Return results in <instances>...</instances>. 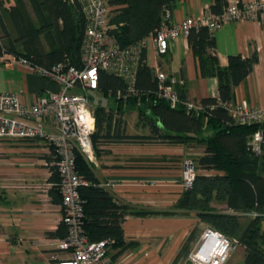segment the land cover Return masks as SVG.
Wrapping results in <instances>:
<instances>
[{"label":"trees","instance_id":"obj_1","mask_svg":"<svg viewBox=\"0 0 264 264\" xmlns=\"http://www.w3.org/2000/svg\"><path fill=\"white\" fill-rule=\"evenodd\" d=\"M8 9L0 0V58H23L29 63L50 67L65 62L80 67L85 19L79 3L69 0H13ZM177 0H108L110 16L107 36L126 48L148 37L159 27L163 16L176 6ZM225 0H214L210 14H221ZM188 47L198 63L200 76L218 80L217 95L200 100L202 110L188 112L172 109L158 97L153 70L147 66L146 49L140 51L135 73L134 95L118 76L99 71L97 92L103 97L121 95L115 108H96L95 131L91 137L94 153L118 144H194L204 151L192 161L195 169L213 171L212 175L196 174L174 209L196 214L210 230L237 241L244 248L245 264H264V155L255 157L247 145L259 125H242L225 110L233 89L250 73L257 61L233 55L228 66H219L212 32L207 27L192 28L187 35ZM165 55H162L163 57ZM180 98L186 100L178 89ZM124 96L127 101H124ZM123 102L135 105L138 125L147 135H128L122 122ZM209 134L205 135V133ZM75 168L86 184L79 189L83 206V230L90 242L108 241L110 248L123 245L122 223L127 215L153 214L130 210L101 187L93 167L76 155ZM50 182L59 194L54 167H49ZM221 206V207H219ZM219 208V209H218ZM155 214V213H154ZM66 235L60 222L47 237L61 240Z\"/></svg>","mask_w":264,"mask_h":264},{"label":"crops","instance_id":"obj_2","mask_svg":"<svg viewBox=\"0 0 264 264\" xmlns=\"http://www.w3.org/2000/svg\"><path fill=\"white\" fill-rule=\"evenodd\" d=\"M1 1L6 9L14 5L13 0ZM213 3L214 0H177L170 20L199 18L209 12ZM212 34L221 68L228 66L229 56L257 55L248 76L233 89L230 102L246 101L252 107L264 108V16L254 22L225 24ZM145 63L150 68L159 66L182 81L187 101L199 103L217 95V78L200 76L197 60L183 36L169 43L163 57L157 55L154 42L149 40ZM13 65V85L9 83L0 93H19L16 95L20 100L30 105L42 94L58 92L55 84ZM105 149L109 152L100 154L94 167L101 187L130 210L153 213L125 216L123 245L109 249V264H186L188 255L210 227L196 214L174 209V205L185 191L181 184L182 165L190 156H202L203 147L154 143L118 144ZM50 161L40 140L0 142V264H52L53 254L67 257L57 250L59 240L47 237L58 229L62 213L61 198L50 182ZM196 173L214 174L203 169H196ZM227 264H245L242 246L230 253Z\"/></svg>","mask_w":264,"mask_h":264},{"label":"built area","instance_id":"obj_3","mask_svg":"<svg viewBox=\"0 0 264 264\" xmlns=\"http://www.w3.org/2000/svg\"><path fill=\"white\" fill-rule=\"evenodd\" d=\"M79 3L85 19L80 67L65 62L50 67L29 63L23 58H12L22 70L55 84L58 92L40 95L28 105L13 92L0 93V142L3 140H40L51 156L49 167H54L58 176V191L62 213L60 222L66 235L59 240L57 250L67 254L60 258L53 254L52 264H109L108 241L90 242L83 230V206L79 189L86 182L75 168L76 155H80L93 168L97 166L91 137L95 131V117L89 108L88 93L98 88L99 71L118 76L128 86L129 95H134L135 73L140 60V51L152 40L158 56L166 55L168 45L180 36L187 38L192 28L207 27L210 32L234 22L257 21L264 16V0L247 3H228L221 14L210 11L199 18H185L171 22L167 11L161 24L148 37L126 48L108 43V0H69ZM154 72L159 98L172 109L183 108L188 112L202 110L199 103L180 98L178 89L184 84L173 74L159 66ZM121 97L119 93L116 94ZM126 99V96L123 97ZM227 113L239 124L259 125L249 138L248 147L255 157L264 155V108L250 106L246 101L228 102ZM194 163L186 160L182 165L181 184L184 190L192 186L196 176ZM235 240L207 230L198 246L188 255L186 264H227L230 253L237 247Z\"/></svg>","mask_w":264,"mask_h":264},{"label":"rangeland","instance_id":"obj_4","mask_svg":"<svg viewBox=\"0 0 264 264\" xmlns=\"http://www.w3.org/2000/svg\"><path fill=\"white\" fill-rule=\"evenodd\" d=\"M110 39V38H109ZM110 40H108V43H111ZM14 58V57H12ZM12 58H7V59H2L0 60V92L4 91L8 84L10 83L11 85H13V81H14V77H13V71H15L14 68H11L10 65H13V59ZM15 65V64H14ZM13 65V67H14ZM2 67H6L4 69H2ZM19 94V93H16ZM89 96V108L91 110V112L94 115V112L96 110V108L99 106H103L105 107L107 110H109L110 108H115V104L118 101V97L117 96H113V97H108L105 98L103 97L102 94H100L99 92L95 91L92 93H88ZM129 98L124 99V101H127ZM124 111H125V115H123L122 118V122H124L125 124V132L128 135H140L141 133H148V130H145L142 128L141 125H138V110L135 107V105H143L141 103H136V104H129L127 102H123L122 103ZM105 152H109L107 151V149L104 148ZM98 158V156H97ZM192 160L194 161V157L190 156L188 157L187 160ZM94 169V168H93ZM196 170V169H195ZM219 209V208H218ZM264 224V222H263ZM239 246V245H237Z\"/></svg>","mask_w":264,"mask_h":264},{"label":"water","instance_id":"obj_5","mask_svg":"<svg viewBox=\"0 0 264 264\" xmlns=\"http://www.w3.org/2000/svg\"><path fill=\"white\" fill-rule=\"evenodd\" d=\"M262 130L264 131V124H262Z\"/></svg>","mask_w":264,"mask_h":264}]
</instances>
